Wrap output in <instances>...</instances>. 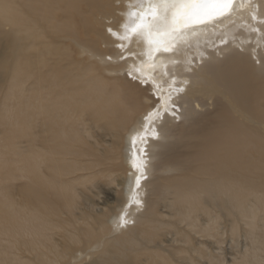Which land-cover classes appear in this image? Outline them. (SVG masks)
I'll list each match as a JSON object with an SVG mask.
<instances>
[{
    "label": "bare ground",
    "instance_id": "bare-ground-1",
    "mask_svg": "<svg viewBox=\"0 0 264 264\" xmlns=\"http://www.w3.org/2000/svg\"><path fill=\"white\" fill-rule=\"evenodd\" d=\"M130 4L0 0V264H264V0Z\"/></svg>",
    "mask_w": 264,
    "mask_h": 264
},
{
    "label": "snow or ice",
    "instance_id": "snow-or-ice-1",
    "mask_svg": "<svg viewBox=\"0 0 264 264\" xmlns=\"http://www.w3.org/2000/svg\"><path fill=\"white\" fill-rule=\"evenodd\" d=\"M147 11L132 10L129 5L127 13L128 20L121 27L123 34L113 32L112 34L120 40L128 39L131 35L146 36L150 43L156 45L155 50L160 51L161 40L152 39V32L147 18L159 19L162 22V31L157 32V37H171L174 33L193 25L203 24L225 16L232 8L234 0H148ZM144 0H136V6L142 8ZM111 32L112 30L109 29ZM123 46L122 44L120 45ZM170 47L164 46L163 51H170ZM151 116V114H149ZM140 133L132 138L135 145ZM133 167L142 170V164L133 163ZM140 176L136 177V184L139 186ZM136 203H140L138 200ZM122 222L123 218H122Z\"/></svg>",
    "mask_w": 264,
    "mask_h": 264
},
{
    "label": "rangeland",
    "instance_id": "rangeland-1",
    "mask_svg": "<svg viewBox=\"0 0 264 264\" xmlns=\"http://www.w3.org/2000/svg\"><path fill=\"white\" fill-rule=\"evenodd\" d=\"M223 240L224 241L221 244L224 245L223 247H224V252L226 253V256H228V254H229L228 258H230L232 256L231 259L232 260L234 259L232 262L228 259L230 261V263L229 262L228 263L229 264H234L235 262H237V261L240 260V259H237L239 257L236 258V256L238 255L237 254V251H239V247L237 246V248H236V246L231 245V243H229L230 242V238H226V236H224V239ZM221 244H220V246H221Z\"/></svg>",
    "mask_w": 264,
    "mask_h": 264
}]
</instances>
